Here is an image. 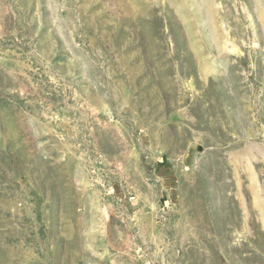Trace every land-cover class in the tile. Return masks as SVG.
<instances>
[{
    "label": "rangeland",
    "instance_id": "374dc122",
    "mask_svg": "<svg viewBox=\"0 0 264 264\" xmlns=\"http://www.w3.org/2000/svg\"><path fill=\"white\" fill-rule=\"evenodd\" d=\"M0 264H264V0H0Z\"/></svg>",
    "mask_w": 264,
    "mask_h": 264
}]
</instances>
